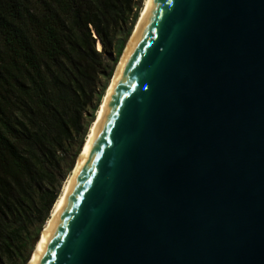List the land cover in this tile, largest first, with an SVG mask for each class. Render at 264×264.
Wrapping results in <instances>:
<instances>
[{
	"label": "water",
	"instance_id": "water-1",
	"mask_svg": "<svg viewBox=\"0 0 264 264\" xmlns=\"http://www.w3.org/2000/svg\"><path fill=\"white\" fill-rule=\"evenodd\" d=\"M28 264H264V0H147Z\"/></svg>",
	"mask_w": 264,
	"mask_h": 264
},
{
	"label": "trees",
	"instance_id": "trees-1",
	"mask_svg": "<svg viewBox=\"0 0 264 264\" xmlns=\"http://www.w3.org/2000/svg\"><path fill=\"white\" fill-rule=\"evenodd\" d=\"M141 2L0 0V264L27 263Z\"/></svg>",
	"mask_w": 264,
	"mask_h": 264
},
{
	"label": "bare ground",
	"instance_id": "bare-ground-1",
	"mask_svg": "<svg viewBox=\"0 0 264 264\" xmlns=\"http://www.w3.org/2000/svg\"><path fill=\"white\" fill-rule=\"evenodd\" d=\"M146 1H147V0L144 1V5H145ZM144 5H143V7H142V9H141V11H140V14H141V12H142V10H143V8H144ZM140 14H139V16H138V19H139V17H140ZM138 19H137V21H138ZM136 23H137V22H136ZM135 25H136V24H135ZM134 28H135V27H134ZM133 30H134V29H133ZM99 48H100V45H99ZM116 66H117V65H116ZM115 69H116V68H115ZM112 75H113V74H112ZM108 86H109V85H108ZM107 90H108V87H107L105 93L103 94V97H102V99H101V101H100V104H99V106H98V108H97V110H96L95 117H96V115H97V113H98V111H99V108H100V106H101V104H102V102H103V99H104V97H105V95H106ZM95 117H94L93 121L91 122V124H90V126H89V129H88V132H87V134H86V136H85L84 142H85V140H86V138H87V135H88V133H89V131H90V129H91V126H92V124H93V122H94V120H95ZM84 142H83V144H84ZM82 147H83V145H82ZM81 149H82V148H81ZM80 151H81V150H80ZM79 153H80V152H79ZM78 156H79V154H78ZM78 156H77V158H78ZM67 179H68V178H67ZM67 179L65 180V183L63 184L62 189H61V191H60V193H59L57 199L55 200V202H54V204H53V206H52V208H51V210H50L49 217L47 218V220H46V222H45V224H44V226H43V228H42V230H41V232H40V235H41L43 229L48 225V223H49V221H50V218H51V216H52V214H53V212H54V210H55V208H56V206H57V204H58V202H59V199H60V197H61V195H62V192H63V190H64V187H65V184H66V182H67ZM40 235H39V237H40ZM39 237H38V239H37V241H36V243H35V245H34V248H35V246H36V244H37V242H38V240H39ZM34 248H33V251H34ZM33 251H32V253H33ZM32 253H31V255H30V257H29V259H28V261H27L26 264L29 263L30 258H31V256H32Z\"/></svg>",
	"mask_w": 264,
	"mask_h": 264
},
{
	"label": "rangeland",
	"instance_id": "rangeland-1",
	"mask_svg": "<svg viewBox=\"0 0 264 264\" xmlns=\"http://www.w3.org/2000/svg\"><path fill=\"white\" fill-rule=\"evenodd\" d=\"M144 1H145V0H142V2H141V8H140V10H139V14H140V11H141V9H142V7H143V5H144ZM139 14H138V16H139ZM137 19H138V18H137ZM136 22H137V20H136ZM136 22H135V24H136ZM135 24H134V27H135ZM134 27H133V29H134ZM133 29H132V31H131V33H130L128 39H127V41L125 42L124 48H123V50H122V53H123V51H124V49H125V46H126L128 40H129V38H130V36H131V34H132V32H133ZM99 45H100V48H99ZM97 49L101 50V43H100L99 41H97ZM122 53H121V55H122ZM121 55L119 56V58H118V60H117V62H116V64H115V67H114V69H113V73H114V71H115L116 65L118 64ZM113 73H112V74H113ZM111 76H112V75H111ZM110 79H111V78H110ZM109 82H110V80H109L108 83H107V87H108V85H109ZM107 87H106V89H107ZM106 89H105V91H106ZM104 93H105V92H104ZM95 114H96V113H95ZM94 117H95V116H94ZM87 132H88V131H87ZM77 156H78V155H77ZM76 158H77V157H76ZM75 161H76V159H75ZM75 161H74V163H75ZM73 165H74V164H73ZM70 171H71V170H70ZM70 171L68 172V174H66L64 180L61 182V185H60V191H61V189H62L63 184L65 183V180L68 178V176H69V174H70ZM60 191H59V193H60ZM39 235H40V234H39ZM30 255H31V254H30Z\"/></svg>",
	"mask_w": 264,
	"mask_h": 264
}]
</instances>
